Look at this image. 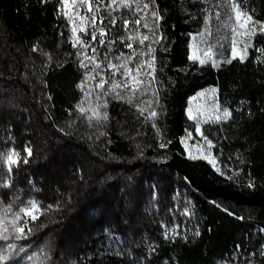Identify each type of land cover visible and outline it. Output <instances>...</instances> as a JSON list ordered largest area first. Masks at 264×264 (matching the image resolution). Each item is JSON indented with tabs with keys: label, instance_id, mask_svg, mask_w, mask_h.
Returning a JSON list of instances; mask_svg holds the SVG:
<instances>
[{
	"label": "trees",
	"instance_id": "obj_1",
	"mask_svg": "<svg viewBox=\"0 0 264 264\" xmlns=\"http://www.w3.org/2000/svg\"><path fill=\"white\" fill-rule=\"evenodd\" d=\"M145 3L158 16L142 11L140 32L121 18L93 46L100 67L85 99L86 72L57 0H0V155L21 160L9 174L0 159V183H10L0 187V224L8 228L0 232L11 237L0 240L9 256L2 264H221L263 246L264 32L245 61H227L233 3L264 24V0H134L131 7ZM204 32L220 68L190 57L193 36ZM116 82L128 87L113 89ZM212 86L230 113L202 127L219 171L188 158L182 144L195 130L190 99ZM145 169L178 182L198 219L195 230L168 237L157 217L142 214L144 225L130 227L134 218L119 198L134 193V176ZM28 201L41 214L35 221L20 214L27 238L17 240L13 214ZM175 206L153 202L150 193L143 210L155 216Z\"/></svg>",
	"mask_w": 264,
	"mask_h": 264
},
{
	"label": "rangeland",
	"instance_id": "obj_2",
	"mask_svg": "<svg viewBox=\"0 0 264 264\" xmlns=\"http://www.w3.org/2000/svg\"><path fill=\"white\" fill-rule=\"evenodd\" d=\"M57 2L59 4L60 16L63 17L69 25L71 41L78 48V56L76 58L81 65H83L82 67L86 72L82 89L84 97L87 99L93 88L92 77L95 73H99V70L94 67L93 61L89 59L93 53V46L108 40L110 31H112V28L121 18H124V22L129 21L128 24H125L126 28L131 27L137 32H140L142 26L141 18L144 17L142 11L152 14V9L150 7L144 8L143 6L139 8L134 7L133 9L132 7H123L119 4H113L112 0H90L92 3V11H89L88 5L82 4L80 0H75V2H73V0H68L67 5H65L62 0H57ZM132 3H134V0ZM243 13L245 17L248 15L245 12ZM234 14L235 22L233 28H238L240 33H244L246 28L249 27H255L257 29L255 33L250 36L244 34L237 35L232 31V53L230 60H234L233 42H235L237 54L235 59H240V55L243 54V61H245L250 51L253 49L254 38L264 31L260 30V25L262 23L253 18L248 22L245 28H239L236 19V11H234ZM245 17H241V20ZM136 20H139L138 24L134 23ZM74 29L75 31H73ZM101 30L104 32L103 35L101 34ZM93 36H95V39H93ZM77 38H79V42H77ZM205 53H207V56ZM193 56L197 57L195 60L191 58L194 61L199 63L200 60L205 61L203 64L200 63L201 65L210 64L213 66V62H215L216 66L213 67L216 69L221 67V63L216 59L215 53L210 47L209 34L207 32L193 36L190 45V57ZM96 79H100V77H96ZM224 112L225 111H223L219 105V92L216 87H208L198 92L190 99L187 110L188 117L193 121L195 130L194 132H188L182 139V144L188 158L205 160L218 171L220 168L214 157L213 144L211 143V147H209V142L211 141L202 135V127L205 124H218L228 120L230 115L225 117ZM197 129H199V131ZM145 170H140L134 176V193L123 195L119 198L122 205L129 213V219L134 218V220L132 219L130 227L135 231V228L138 229L144 225L142 214L145 216L146 220L147 218L148 220H153L154 217H157L158 220L156 223H160L161 227H163V233L168 237H177L195 230L198 219L192 212V207L186 194L180 195L178 193V182L173 178L169 179L167 175L160 177L159 175L161 174L149 173L147 169ZM137 175L140 176L137 177ZM173 191L175 192L174 194ZM150 193L153 202L166 199L173 200V203H176L175 209L168 210L170 214H166V210L158 211V214L155 216L154 214L146 213L143 208L146 198ZM121 212L122 210H119L117 213ZM131 212L132 217L130 216ZM174 213L179 218H176ZM33 214L39 217L41 210ZM25 217L31 219L29 216ZM180 220L181 222H179ZM165 221L169 223L165 224ZM146 231L144 227L142 234H145ZM140 264L147 263L142 261ZM221 264H264V244L258 250V254L250 253L247 257H234V260Z\"/></svg>",
	"mask_w": 264,
	"mask_h": 264
},
{
	"label": "snow or ice",
	"instance_id": "obj_3",
	"mask_svg": "<svg viewBox=\"0 0 264 264\" xmlns=\"http://www.w3.org/2000/svg\"><path fill=\"white\" fill-rule=\"evenodd\" d=\"M62 2L65 5L68 4V0H62ZM73 2H75V0H73ZM80 2L82 4L88 5L89 11H92V3L90 2V0H80ZM112 2H113V4H119V5H122L123 7H131L133 0H112ZM143 7L144 8H148L149 5L147 3H145L143 5ZM233 8L236 11V19L238 21L239 28H245V26L248 24V22L252 20V16L251 15H247L245 17V14L240 10L239 6L236 5L235 3H233ZM152 15L155 17V16H158V13L154 10L152 12ZM241 17H245V18L243 20H241ZM128 23H129V21H125V24H128ZM134 23L138 24L139 20L134 21ZM145 27H147V25H145ZM256 30L257 29L255 27H249V28H246L244 33H240L238 31V28H233L232 29V31L235 32L237 35L244 34V35H247V36H250V35L254 34ZM260 30L264 31V24L260 25ZM73 31H75V29ZM101 34L102 35L104 34L103 30H101ZM93 39H95V36H93ZM129 39H133V37H129ZM145 40H148L147 36H143V38L139 40V43L142 44ZM77 42H79V38H77ZM128 47H131V45H128ZM93 52H95V49H93ZM205 55L207 56V53H205ZM236 56H237V54H236V50H235V42H233V59H235ZM191 58L194 59V60L197 59V57H195V56H193ZM239 58H240L241 62H243L244 55L241 54ZM89 59L92 60L93 63H95V59L93 57H89ZM204 62H205L204 60H200L201 64H203ZM227 62L231 63V60H229ZM148 66L152 67V63H149ZM213 66H216L215 62H213ZM95 67L99 68L100 64L99 63H95ZM111 67L114 68V69L117 68V67L123 68L124 65H119V66L111 65ZM138 72H139V68L137 69V73ZM127 73L130 75L132 73V69H127ZM127 79H128V75L125 76V80H127ZM131 79L137 85L142 83L139 79H137L136 76H131ZM106 82L107 81H105V80H101V82L97 86L103 88L104 84ZM120 87H128V84L124 83L123 85H121L120 83L116 82V83H113V85H112L113 89L120 88ZM137 90H138L137 88H132L131 89L132 92H135ZM84 112H85V110L82 108L81 109V113L84 114ZM229 115H230V113L228 111L224 112V116L225 117H228ZM151 116L155 117L156 116V112L153 111L151 113ZM102 118L106 120L107 119V115L105 114ZM89 119H92V117H89ZM217 119H219V118H217ZM197 130L199 131V129H197ZM161 147H163V145H161ZM209 147H211V142H209ZM26 151L28 153V156L30 157L31 154H32L31 153V149L30 148L26 149ZM18 155L19 154L15 153V152L4 153V154L0 155V159L4 160L5 164L7 165V170H8L9 174L12 172L13 165H18L21 162V160L13 158L14 156H18ZM22 162L26 164V163H28V160L27 159H23ZM9 179H10V177H9ZM251 186L252 185H249V187H251ZM0 187H10V183H8V182L0 183ZM10 208H11V206H9V210H10ZM38 211H40L38 203L36 201H28L27 205H25L22 208H19L18 212L13 214L14 215V219L12 221V227L15 228L16 232L20 233V235H17L15 237L17 240L22 239V238H25V239L27 238V235L25 233L24 227L23 226H18V223L21 220V215L20 214L23 213L25 216L31 217L32 221H35L37 219V216L34 215L33 213L34 212H38ZM24 223L26 224L27 221H24ZM0 228L3 229V232H7L8 231V228L5 227L3 224H0ZM28 231L31 232V229H29ZM3 232H0V240H4V241L9 240L11 237L8 236V235H3ZM16 247L17 246L15 244H7L6 245L7 249H12L13 251L16 250ZM20 250L22 251L23 249H20ZM8 259H9V256L3 254L2 251H0V264H2V262L6 261Z\"/></svg>",
	"mask_w": 264,
	"mask_h": 264
}]
</instances>
